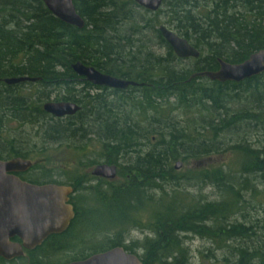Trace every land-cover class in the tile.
<instances>
[{"label":"trees","instance_id":"1","mask_svg":"<svg viewBox=\"0 0 264 264\" xmlns=\"http://www.w3.org/2000/svg\"><path fill=\"white\" fill-rule=\"evenodd\" d=\"M73 5L84 20L82 30L60 22L39 0H0V81L37 79L14 86L0 83V160L30 159L34 153L21 149L10 137L7 127L12 124L37 126L41 138L67 146L86 140L93 128H113L117 132L104 138L107 144L136 156L128 172L132 179L101 190V213L85 217L76 212L63 236L50 239L31 254L32 264H49L55 250L73 253L69 260L78 261L114 247L133 255L140 248L136 256L142 264H191L185 247L190 236L220 251L223 264H264V217H258L259 210L264 215V146L256 147L247 139L231 145L228 151L238 159L234 170L210 163L224 155L226 133L259 126L264 137V73L241 83L190 78L199 72H216L218 59L236 65L264 50V0H163L155 13L131 0H73ZM164 6V25L194 47L198 59H178L160 36L155 26L161 22L152 16L161 15ZM134 12L142 17L137 19ZM148 14L151 18L145 17ZM120 27L128 28L129 38L121 35ZM121 41L130 50L126 62L119 61ZM155 42L164 47L163 55L155 54ZM75 62L142 86L119 92V112L106 110L110 119L100 118L99 96H82V90L72 87L80 83L70 69ZM182 63L188 67L180 68ZM27 84L36 93H19ZM83 84L87 93L95 88L86 81ZM53 90L58 93L52 94ZM50 98L75 103L81 110L73 118L56 120L42 111L44 100ZM175 112L184 119L176 120ZM139 127L151 135L149 140L147 132L138 134ZM152 138H156L155 147L140 156L133 145L139 139L150 143ZM120 160L107 161L118 165ZM172 161L202 165L184 177L197 184L199 191L207 186L217 190L215 200L201 195L195 199L180 188L172 178ZM43 183L58 184L50 177ZM248 206L255 217L247 213ZM104 222L106 226L99 228ZM143 229L151 237L140 245L125 244L130 231ZM91 233L112 238L90 249ZM86 249L91 252L82 253ZM0 264L6 263L0 258Z\"/></svg>","mask_w":264,"mask_h":264},{"label":"water","instance_id":"2","mask_svg":"<svg viewBox=\"0 0 264 264\" xmlns=\"http://www.w3.org/2000/svg\"><path fill=\"white\" fill-rule=\"evenodd\" d=\"M47 11L60 22L78 30L84 28V20L76 13L73 0H39ZM138 7L150 13L157 12L163 0H131ZM158 32L178 59H198L199 52L185 39L161 25ZM216 72H199L190 78H206L211 82L241 83L264 73V50H259L240 64H229L218 59ZM71 71L92 86L123 90L136 87V83L104 75L90 66L75 62ZM37 79L27 77L7 78L0 81L6 86L23 83H35ZM42 111L55 119L72 117L80 107L71 102L45 103ZM31 162L14 158L0 161V258L11 261L22 256V248L32 250L39 247L50 235H58L67 230L73 219V211L67 204L72 189L66 186L45 184L32 185L21 182L13 173L25 172ZM182 167L176 162L173 169ZM115 166L99 165L92 175L108 179L115 178ZM18 238L22 245L11 242ZM65 264H142L137 256L127 253L122 247H114L104 252L93 254L83 260Z\"/></svg>","mask_w":264,"mask_h":264},{"label":"rangeland","instance_id":"3","mask_svg":"<svg viewBox=\"0 0 264 264\" xmlns=\"http://www.w3.org/2000/svg\"><path fill=\"white\" fill-rule=\"evenodd\" d=\"M165 6L162 7V14L154 15L152 16L153 18L159 19L160 24H156V28L158 26H165L168 29L172 30L168 25H164V22L166 21V16H165ZM131 7L129 9H125L126 13H130ZM135 17L139 19L142 17L141 12H134ZM145 17L151 18L150 14L145 15ZM124 25V24H123ZM119 31L121 32V35L124 38H129V35L131 32L128 30L127 27H120ZM174 32V31H173ZM145 35L144 33L141 34ZM121 36V37H122ZM139 36V35H138ZM136 36V37H138ZM120 50H121V55L119 58V61H128L130 57H127L126 54L130 51L128 49V46L124 42H120ZM155 54L156 55H163L165 53L164 47L159 45L158 42H155ZM192 60V59H191ZM118 61V62H119ZM185 68L188 67V63H182L180 68ZM208 80V79H207ZM78 82V81H77ZM5 85V84H4ZM28 85V84H27ZM23 85V87L19 90V93H22L24 95L31 94V93H36L35 88L31 87V85ZM72 87L76 91H81V95H89L91 97H96L97 92L94 90H88L85 91V87L82 86V84H73ZM58 93L57 91H52V94ZM53 98H51L52 100ZM46 99L44 100V102ZM44 104V103H43ZM115 106H119V102H115ZM113 112L118 113L116 109H114ZM127 114V113H126ZM177 117H175L176 120L181 121V119H184V116L181 115L180 112H175ZM163 118L165 119L167 117L166 113L162 115ZM140 121L138 118L136 120ZM150 121H147V126L149 127ZM164 121V120H163ZM23 126V125H21ZM19 126L18 124H12L9 127H7V132L10 134V137H14L16 141H18L17 145L21 149L25 150H34V153L30 154L28 157L30 158L29 160L33 163V169L31 172H27L23 174V177L27 180L33 181V182H44L46 178H51L53 179L56 183L59 184H67L69 178H84L83 174L89 175V172L92 169H87L89 167H93L94 164L100 163L103 160H113L114 158H119L121 159L120 162L118 163V172L117 176L115 179V182L117 185H121L126 181V177L128 175V172L130 171L129 168H131L132 164L135 161V152L130 153V152H121L119 153L118 150L116 151L113 147L114 145L107 144L106 138L109 134H115L114 132H104L101 129L93 128L92 133L89 135L85 136L88 137L86 140L81 141V139L76 140L79 142H73L69 143V145H56L54 143H50L47 138H41L38 133H37V126H32L30 124H27L23 127ZM257 126H252L250 128H244L241 126L240 129L237 130V132L231 131L229 133L225 134V137L223 140V148L225 150V153L223 156H220L219 158L216 157L213 160H211L210 163H214L216 165H225L224 167H229L231 170L235 169L236 162H238V159H236L231 151H228V148L236 143L238 140L241 139H247L249 140L253 145L256 147H261L264 146V137L261 134V127ZM141 128V129H140ZM148 129V128H147ZM117 132V130L115 131ZM147 130L145 128L139 127L138 129V134L143 135L147 134L145 133ZM106 135V136H104ZM148 140L150 139L151 135L148 133L147 135ZM210 137V135H209ZM108 139V138H107ZM152 142H142V139L138 140V144H134L133 146L135 147L136 152H140V156H142L144 153L147 151L152 150L155 147V140L156 138H152ZM221 140V138L219 139ZM221 142V141H219ZM104 143L106 145H104ZM63 146V147H62ZM62 147V148H61ZM116 148V147H115ZM44 149V150H42ZM119 154V155H118ZM176 162L180 161H172L170 163L171 169H173V166ZM181 163V162H180ZM205 165V164H204ZM85 167V168H84ZM199 167H202V165L198 164L196 161H188L187 163L182 164V167L180 170H172L173 175L172 178L175 177L177 182L181 185L180 188L183 190H187L190 192L196 199L199 195L203 196L207 201H212L215 200L217 197V190H215L212 187L207 186L206 188H202L201 191L198 189L197 184H195L193 181L186 180L184 175L186 173L193 171L194 169H198ZM88 170V171H87ZM83 180V179H82ZM81 179H77L75 181L74 185L80 184ZM166 187V186H165ZM152 194H154L152 191H150ZM149 192V193H150ZM155 196V194H154ZM252 206L255 205V202L252 200L250 201ZM252 206H248L247 213L251 215V217H255L257 214L253 212ZM259 208L257 209V211ZM147 210L143 212L142 216L143 219L145 220L144 217L147 215ZM251 217L247 215L248 220H251ZM258 217L262 219L264 217L263 213L261 210L258 211ZM95 222V221H94ZM107 222L100 223L98 225L99 228H103L106 226ZM146 223V222H145ZM109 224V223H108ZM141 228V227H140ZM131 230V229H130ZM133 233L135 234V237H133ZM92 238L91 241H89L87 244L90 247H97L101 244H103V240L108 239V237L112 238V235H107V234H100V233H91L90 234ZM151 237L150 232L147 229L143 230H133L130 231V233L126 236V240L128 241L125 244H129L131 242L137 243V245H140L143 243L145 238ZM185 247L188 248V255L190 258V263L191 264H223L222 258L223 254L220 251H216V249L206 240H203L198 237H193L190 236V238H187L185 240ZM89 249V250H90ZM89 250H84L82 253H90L91 251ZM135 254L140 256L141 250L140 248L137 247L135 250ZM56 256L53 260L49 262V264H60L64 260H67L68 262L70 261L69 259L74 256L73 253L70 252H62L59 250H55L51 254L50 257ZM13 264H28L27 259H21L20 261L14 262Z\"/></svg>","mask_w":264,"mask_h":264},{"label":"flooded vegetation","instance_id":"4","mask_svg":"<svg viewBox=\"0 0 264 264\" xmlns=\"http://www.w3.org/2000/svg\"><path fill=\"white\" fill-rule=\"evenodd\" d=\"M79 81H80V84L84 85L83 81H85V80L79 79ZM94 87L95 88H92V90L97 92V96H99L98 100H97V103H99L98 104L99 108L97 109L98 117H100V118L101 117H107V118L110 119V117L108 116L110 114L106 113V110H108L110 113H111V111H114V109H116L115 102L118 100V94H120L119 92H124L126 90L128 91L129 88L126 89V90H116V89H111L110 90V88H106V87H96V86H94ZM128 93H130V92H128ZM85 96H87V95H85ZM80 110H81V108H80ZM88 114H89V112L86 111L85 115H88ZM74 116H72V117H64V118L56 119V120H66L68 118H73ZM101 130H103V129H101ZM115 131H116V129L109 128V130L107 129L104 132L107 133V132H115ZM11 159H14V158H11ZM11 159L0 160V161H9ZM22 160H24V159H22ZM25 160L30 161L29 159H25ZM107 160H103L100 163L94 164L93 167L87 168L88 170L89 169H92V170L89 172V175H87L88 173L87 174L84 173L83 174L84 178H81V177H79V178H77V177L69 178L67 184H59V183L55 184L54 183V185L66 186V187H70L72 189V193L70 195H68L67 204L71 206L74 217L71 220L70 225H69V227L67 228V230L65 232H63L61 234H58V235H50V236H48L42 242V244H44L45 242L49 241L50 239H53V238L54 239L55 238L58 239L61 236H63L69 230V228L71 226V223H72V221L75 218V213L76 212L81 213L85 217L88 216V215H98L99 213H101V209L99 207V202H98V199L101 200V195H100L101 190L103 188H108L109 189L110 187L111 188H117L118 187L117 183L115 182V179H116V176H117V172H118V166L115 165V164H112L111 162H109ZM99 165L115 166V168H116V170H115V173H116L115 178L114 179H108V178L93 176L92 175V171L94 170V168L96 166H99ZM32 169H33V163L31 162V167H30L29 170H27L25 172L13 173V175L17 179H19L21 182H25L27 184L45 185L43 182L35 184V183H33V181L27 180V179H25L23 177L24 173L31 172ZM129 178L132 179V176L127 175L126 179H129ZM77 179H81L80 184H78V187H76V185H74L75 181ZM48 184H52V183H48ZM78 188L81 189V190L77 191ZM10 241L13 242V243L22 245V242L16 237L12 238ZM42 244L39 247H41ZM39 247H36V248H34L32 250L22 248V256H20L18 258H15V259H13L11 261H5L2 258L1 259L6 264H13L14 262L20 261L21 259L22 260L23 259H27L28 264H32V262H34V256H33L34 254L33 255H31V254Z\"/></svg>","mask_w":264,"mask_h":264},{"label":"bare ground","instance_id":"5","mask_svg":"<svg viewBox=\"0 0 264 264\" xmlns=\"http://www.w3.org/2000/svg\"><path fill=\"white\" fill-rule=\"evenodd\" d=\"M175 33V32H174ZM180 37V36H179ZM182 38V37H181ZM127 81H129V80H127ZM131 82H133V81H131ZM134 83H136V82H134ZM138 86H136V87H140V86H142V84H139V83H136ZM136 87H127L126 89H128V88H136ZM126 89H123V90H126ZM111 90V89H110ZM49 102H53V103H62V102H54L53 100H51V98L50 99H48V100H46L45 102H44V104L45 103H49ZM78 107H80L81 108V106L80 105H77ZM159 190V189H158Z\"/></svg>","mask_w":264,"mask_h":264},{"label":"clouds","instance_id":"6","mask_svg":"<svg viewBox=\"0 0 264 264\" xmlns=\"http://www.w3.org/2000/svg\"><path fill=\"white\" fill-rule=\"evenodd\" d=\"M133 237H135V234L133 233ZM128 241H125V243H127Z\"/></svg>","mask_w":264,"mask_h":264}]
</instances>
